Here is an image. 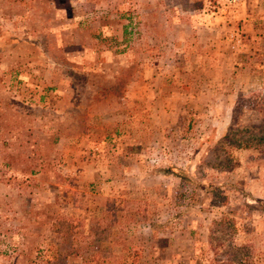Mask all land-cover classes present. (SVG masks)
<instances>
[{
    "label": "rangeland",
    "instance_id": "obj_1",
    "mask_svg": "<svg viewBox=\"0 0 264 264\" xmlns=\"http://www.w3.org/2000/svg\"><path fill=\"white\" fill-rule=\"evenodd\" d=\"M258 95L264 0H0V264H264Z\"/></svg>",
    "mask_w": 264,
    "mask_h": 264
},
{
    "label": "trees",
    "instance_id": "obj_2",
    "mask_svg": "<svg viewBox=\"0 0 264 264\" xmlns=\"http://www.w3.org/2000/svg\"><path fill=\"white\" fill-rule=\"evenodd\" d=\"M249 70H250L251 72H255V71H257V72H262V71H263L262 69H258V67H257L256 65H254L253 63L250 64V66H249ZM259 96H260V95H258V100H259V101L264 100V96H262V97H259ZM86 244H87V243H86ZM76 249H77V250H80L81 247H80L79 245H77Z\"/></svg>",
    "mask_w": 264,
    "mask_h": 264
}]
</instances>
